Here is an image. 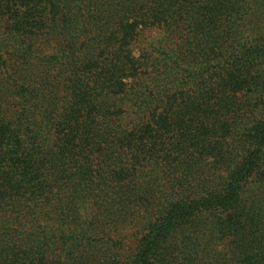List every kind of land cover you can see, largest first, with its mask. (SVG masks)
<instances>
[{
	"label": "trees",
	"instance_id": "trees-1",
	"mask_svg": "<svg viewBox=\"0 0 264 264\" xmlns=\"http://www.w3.org/2000/svg\"><path fill=\"white\" fill-rule=\"evenodd\" d=\"M256 2L0 0V264H264Z\"/></svg>",
	"mask_w": 264,
	"mask_h": 264
},
{
	"label": "rangeland",
	"instance_id": "rangeland-1",
	"mask_svg": "<svg viewBox=\"0 0 264 264\" xmlns=\"http://www.w3.org/2000/svg\"><path fill=\"white\" fill-rule=\"evenodd\" d=\"M256 3H262V5H259L257 7V16H254L255 10L253 15L249 17V19L253 20L255 24L257 25V32L261 33L264 28V0H257ZM153 36L151 34L145 33L142 35V37L139 40L138 45L144 46L146 44H149ZM143 230H141V227L137 225V223H133L127 226H122L118 232L119 235L115 237V240L113 241L114 244L121 245L123 250L132 249L136 243L140 240V233ZM201 242V240L199 241ZM219 242V241H215ZM228 242V241H224ZM219 244V243H217ZM226 248V246H224Z\"/></svg>",
	"mask_w": 264,
	"mask_h": 264
}]
</instances>
